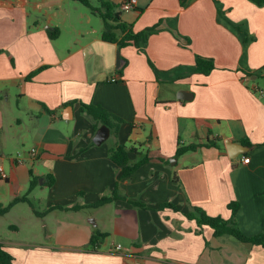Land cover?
I'll list each match as a JSON object with an SVG mask.
<instances>
[{"label":"crops","instance_id":"obj_1","mask_svg":"<svg viewBox=\"0 0 264 264\" xmlns=\"http://www.w3.org/2000/svg\"><path fill=\"white\" fill-rule=\"evenodd\" d=\"M69 2L0 0V205L25 197L0 215L13 263L264 264V247L198 232L182 214L193 205L228 218L234 200L240 230L264 233V2L136 0L119 7L123 20L135 32L159 26L122 48L102 39L94 11L88 29H67ZM197 56L212 59L208 74L195 72ZM80 102L121 117L119 143L152 159L119 179L113 136L93 142L100 126ZM179 144L199 146L176 156ZM117 179L148 209L120 198L86 206ZM167 201L179 211L157 209ZM95 231L105 237L93 251Z\"/></svg>","mask_w":264,"mask_h":264},{"label":"trees","instance_id":"obj_2","mask_svg":"<svg viewBox=\"0 0 264 264\" xmlns=\"http://www.w3.org/2000/svg\"><path fill=\"white\" fill-rule=\"evenodd\" d=\"M85 6H88L92 11L96 12L103 22L102 28V39L104 41H108L111 43H115L118 48H122L126 45H134L139 47L140 42H145L148 36L158 29L159 23L154 24L152 26L146 27L144 30L135 32L132 29L131 23L123 20L121 16V11L119 9V5L115 3H111L108 0H97L100 5L94 7L91 5L89 0H78ZM257 3H262L264 0H253ZM53 36V35H51ZM143 51V50H141ZM150 63V62H149ZM151 64V63H150ZM214 67L213 61L210 58H205L202 56H197L196 58V69L195 72L208 74ZM119 73H122V67L118 69ZM33 73H31L28 78H31ZM80 110L82 113L87 115L91 121L93 122V126L97 129L101 125H106L111 135L114 138L112 143V151L110 154V159L116 165L121 167V173L119 179L127 177L135 172L140 166L149 162L152 157L148 156V149L143 148L139 150V148L132 146H126L125 144L119 143L117 140L118 129L121 123L124 120L101 107L100 105H95L92 103H84L80 102ZM243 142L250 144L248 140H244ZM93 145V142H91ZM204 145L207 146H216L213 141H208ZM199 145L197 144H188V145H178L175 150V155L178 156L187 151L195 150ZM142 148V147H141ZM83 148L78 149L77 151H82ZM136 153L139 157L136 160L130 159V154ZM162 162H167L162 158H157ZM119 179L115 181L114 187L111 193L107 196H101L96 202L86 206H99L104 203L110 202L114 199H124L130 202L137 208L148 209V206L140 201L139 199L129 198L124 196L121 193L119 187ZM54 181L53 176H49V181L47 185H51ZM36 185L35 181H30L29 190L32 189ZM25 200V197H15L9 204L2 206L0 205V215L4 214L14 203ZM83 207V205H75L73 208ZM228 209L230 210V216L228 218H224L220 215L211 216L205 212L204 209L198 206H191L189 211L186 213H182L185 218L188 220H193L198 228V232L202 230L203 227H209L213 230V235L215 237H220L223 235L233 236L237 240L245 243H249L252 245H260L264 247V233H257L253 235H247L243 233L238 227L236 221V212L239 208V202L231 200L227 204ZM164 208H170L174 211H179L178 207L170 201L160 203L158 206V210H162ZM105 237L104 233H100L99 231H95L88 242L89 250H97L99 245L102 243ZM0 264H14L13 257L9 252H7L3 244L0 242Z\"/></svg>","mask_w":264,"mask_h":264},{"label":"rangeland","instance_id":"obj_3","mask_svg":"<svg viewBox=\"0 0 264 264\" xmlns=\"http://www.w3.org/2000/svg\"><path fill=\"white\" fill-rule=\"evenodd\" d=\"M70 1V7H68V18L65 22V27L67 29H69L70 27H80L81 30H85L88 29L90 27L89 24V20H88V16L92 17V19H94V21H97L98 18L97 16L94 15V13L92 12V10L88 7L85 6L84 4H82L79 1ZM91 5L93 6H99L100 3L97 0H90ZM112 2V1H111ZM73 3H75L78 8H75L73 5ZM113 3V2H112ZM117 4V3H115ZM83 13V14H82ZM112 139V136H110L109 140ZM3 223H5V220H2Z\"/></svg>","mask_w":264,"mask_h":264},{"label":"water","instance_id":"obj_4","mask_svg":"<svg viewBox=\"0 0 264 264\" xmlns=\"http://www.w3.org/2000/svg\"><path fill=\"white\" fill-rule=\"evenodd\" d=\"M181 98V97H179ZM110 134V130L106 125H101L97 131L95 132L94 136L92 137V140L95 144H100L103 142ZM232 146H228V152L231 157H235L237 155V151L233 153L234 147V142L231 143ZM240 146L245 147V145L240 144Z\"/></svg>","mask_w":264,"mask_h":264},{"label":"built area","instance_id":"obj_5","mask_svg":"<svg viewBox=\"0 0 264 264\" xmlns=\"http://www.w3.org/2000/svg\"><path fill=\"white\" fill-rule=\"evenodd\" d=\"M136 4V0H125L120 4V9L125 11V10H129L131 8H133ZM32 152H35V148H31ZM249 161V157H244L243 158V162H248ZM0 177L5 179L7 177L6 173L3 171V169L0 167ZM121 247L120 244H116L115 248L117 250H119Z\"/></svg>","mask_w":264,"mask_h":264}]
</instances>
